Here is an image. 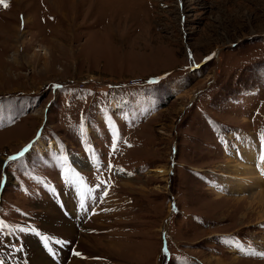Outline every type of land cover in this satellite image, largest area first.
<instances>
[{
    "label": "rangeland",
    "instance_id": "obj_1",
    "mask_svg": "<svg viewBox=\"0 0 264 264\" xmlns=\"http://www.w3.org/2000/svg\"><path fill=\"white\" fill-rule=\"evenodd\" d=\"M7 3L0 264L58 211L64 264H264V207L232 170L264 146V0Z\"/></svg>",
    "mask_w": 264,
    "mask_h": 264
},
{
    "label": "bare ground",
    "instance_id": "obj_2",
    "mask_svg": "<svg viewBox=\"0 0 264 264\" xmlns=\"http://www.w3.org/2000/svg\"><path fill=\"white\" fill-rule=\"evenodd\" d=\"M42 145L43 141L40 140L36 148L42 150ZM243 153H241V155H243L245 160L244 163H236L234 165V169L232 168V170L235 171V177L238 179L235 183H237V186L239 185L238 189L240 192H249V196L251 198V207L255 203L264 207V146L260 155H256V151L254 149L247 150V154L246 152ZM77 162L83 165L81 160L78 159ZM256 162L258 164L257 169L252 166V164H255ZM80 192L81 191L79 190V194ZM92 211H94L95 214L94 217L91 218L90 223L92 221L95 223L103 222L104 217H100L98 214L100 210L98 209L97 211L92 208ZM54 223H56L57 226L52 228L54 227ZM101 224L99 223V226H97V228L94 230L97 232V234L103 231V228H100ZM75 227L76 226L70 221L66 220L59 211L56 215L51 213L47 215L44 223H42V233L36 238H31L29 244L21 254V259L24 260V264H54L49 258L55 260L57 264H64L67 250H69L70 253L72 252L70 244L77 234ZM83 229L85 230L86 227ZM60 239H62V241ZM42 248L45 252L41 250ZM89 255L90 252L85 249L82 259L89 260ZM22 260L19 259L16 264H23ZM79 260L71 261V264H75V262H79V264H85V262ZM234 260L237 261L236 264L241 263V259L234 258Z\"/></svg>",
    "mask_w": 264,
    "mask_h": 264
},
{
    "label": "snow or ice",
    "instance_id": "obj_3",
    "mask_svg": "<svg viewBox=\"0 0 264 264\" xmlns=\"http://www.w3.org/2000/svg\"><path fill=\"white\" fill-rule=\"evenodd\" d=\"M0 4H3V6L5 7V8H7L9 5H8V3H7V0H0ZM30 147V146H29ZM25 151H27V149H25ZM24 155V153L23 152H21L20 154H19V156H23ZM10 160H16V159H18V156H13V157H10L9 158ZM0 166H2V164H0ZM259 255H261V256H264V253H258ZM77 255H79V253H77Z\"/></svg>",
    "mask_w": 264,
    "mask_h": 264
}]
</instances>
